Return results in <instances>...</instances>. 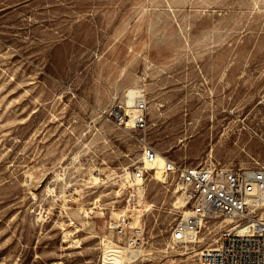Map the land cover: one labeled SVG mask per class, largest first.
I'll return each instance as SVG.
<instances>
[{
	"label": "rangeland",
	"instance_id": "374dc122",
	"mask_svg": "<svg viewBox=\"0 0 264 264\" xmlns=\"http://www.w3.org/2000/svg\"><path fill=\"white\" fill-rule=\"evenodd\" d=\"M134 86L140 131L110 116ZM146 144L264 165V0H0V264H102L124 207L147 253L131 264H196L169 241L177 189L125 183Z\"/></svg>",
	"mask_w": 264,
	"mask_h": 264
},
{
	"label": "built area",
	"instance_id": "2783aa9c",
	"mask_svg": "<svg viewBox=\"0 0 264 264\" xmlns=\"http://www.w3.org/2000/svg\"><path fill=\"white\" fill-rule=\"evenodd\" d=\"M148 115L149 106L143 99L129 114L122 104L110 112L117 126L130 124L139 131L146 127ZM157 154L156 148L144 146V162L133 167L130 176L135 187L154 180L157 169L146 164L155 163ZM162 170L166 190L172 193L180 189L188 209L172 226L171 243L199 248L196 264H264V165H183L166 157ZM131 213L130 209V213L109 221L108 228L136 250L144 245V235L132 228Z\"/></svg>",
	"mask_w": 264,
	"mask_h": 264
},
{
	"label": "bare ground",
	"instance_id": "6f19581e",
	"mask_svg": "<svg viewBox=\"0 0 264 264\" xmlns=\"http://www.w3.org/2000/svg\"><path fill=\"white\" fill-rule=\"evenodd\" d=\"M125 99H126L125 103H120V104H122V106L125 109V112L127 114L130 113V108H132L138 102L139 99H141V100L143 99V100H145L148 103V100H147V97L145 95V92H143V90H142V93L138 95L137 89H136L135 86L129 89V91L127 92V95H126V98ZM120 128L125 129V130H129V131L130 130L133 131V129L130 126V124H127L125 126H120ZM143 162H144V157L142 155V162L141 163H143ZM165 162H166V156H164L163 154H161L160 152H158L157 158L155 160V163H153V164L147 163L146 164V166L148 168L157 169V172L155 173V177L154 178H155V180H157L158 182H161L163 184L166 183L165 177H164V174H163V170H162L163 167H164ZM125 172H126L125 174L127 175L126 176L124 174L126 176V177H124L125 178V183H126V185H128V188H131L132 186H134V184L130 180L131 172L129 171V168L128 167H125ZM92 178L95 181H97V182L99 181V177L98 176H92ZM123 186H124V184H123ZM120 187H122V186H120ZM145 191H146L145 190V184H143V183L142 184H139L138 187H135V193H137L139 197H141L144 194ZM176 192H180V189H177ZM174 205H176L175 208H182V207H185L186 206V201H185V199H183L182 195L178 199V202H176V204H174ZM149 207L152 208V206H149ZM138 210H135L134 207L132 208V211H133L132 218H133V220L131 221V226H132V228L134 230H137L138 232H141L142 233V231H144V230L142 229L143 227H141V217L138 216V218H136V222H135V217L137 216L136 213L138 212ZM128 211H129V208L128 207H124V209H121L120 210V213L118 215V218H120L122 215H125ZM140 211H142V210H140ZM187 213H188V209L184 210V214L183 215H186ZM86 214H87V212H86ZM134 222H135V224H133ZM138 225H140V226H138ZM67 234L69 235V233H67ZM116 238H117V240L113 241L112 238H110L109 235H106V236L102 237V241H101V243L103 245L102 246V250H103L102 251L103 252V254H102V264H131V263L139 260V258H141L142 256H145V254H147L144 249H142V250L140 249V251L139 250L137 251V249H136V251H135V250H131L130 247H129V249H128V247H124V244L125 243H124V240H122L123 237H117L116 236ZM64 239H65V237H64ZM74 242H76V244H77V242H80V240H74ZM78 245H79V243H78ZM125 245L128 246V244H125ZM171 245H172L171 248L175 252L178 245H174L173 243H171ZM75 246H77V245H75ZM183 247L186 248V250H185L186 252H183V253L180 252V255H185L188 252V250H189V248H188L189 245L186 244ZM193 250H195V247H194ZM198 252H199V250H198ZM167 253H169V251H167Z\"/></svg>",
	"mask_w": 264,
	"mask_h": 264
},
{
	"label": "water",
	"instance_id": "95a60500",
	"mask_svg": "<svg viewBox=\"0 0 264 264\" xmlns=\"http://www.w3.org/2000/svg\"><path fill=\"white\" fill-rule=\"evenodd\" d=\"M157 49L159 50V47H157Z\"/></svg>",
	"mask_w": 264,
	"mask_h": 264
}]
</instances>
